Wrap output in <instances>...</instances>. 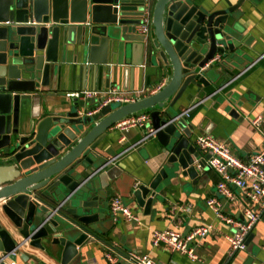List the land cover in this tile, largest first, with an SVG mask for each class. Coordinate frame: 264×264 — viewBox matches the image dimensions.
<instances>
[{
    "label": "water",
    "instance_id": "1",
    "mask_svg": "<svg viewBox=\"0 0 264 264\" xmlns=\"http://www.w3.org/2000/svg\"><path fill=\"white\" fill-rule=\"evenodd\" d=\"M244 2L155 0L151 32L144 38L137 32L144 0H0V264L26 261L17 252L26 241L41 250L45 241L59 246L61 264L79 261L84 244L103 241L98 233L108 219L106 187L122 171L112 164L116 153L109 150L112 158H106L100 145L125 116L149 112L146 127L154 134L146 141L153 139L156 156L163 158L150 183L133 191L144 213L162 180L200 179L209 154L194 145L190 117L215 82L210 71L218 68L220 74L235 50ZM133 45L150 55L152 65L159 61L172 72L160 90L130 103L106 104L91 115L86 103L101 99L73 100L60 114L40 113L38 89L49 86L62 62L75 57L98 69L113 62L98 60L99 52L113 53L114 60ZM194 99L186 109L174 108ZM3 218L21 241L11 238Z\"/></svg>",
    "mask_w": 264,
    "mask_h": 264
},
{
    "label": "crops",
    "instance_id": "2",
    "mask_svg": "<svg viewBox=\"0 0 264 264\" xmlns=\"http://www.w3.org/2000/svg\"><path fill=\"white\" fill-rule=\"evenodd\" d=\"M152 6L155 0H152ZM235 35V50L228 54L219 74L216 68L211 70L210 80H215L206 89L205 103L197 107L190 117L195 129L192 141L200 134H210L224 142L240 159L247 160L262 146L264 130V0H245L240 7ZM111 53V52H110ZM99 59L106 57V64H85L75 57L62 62L58 74H50L49 86L38 89L41 94L40 113L60 114L67 111L77 100L68 94L81 90H104L116 86L123 91L145 89L148 95L151 89L163 81L166 85L172 72L158 61L151 64L150 55L139 45L108 56L98 53ZM158 60V57H156ZM53 85V87H52ZM196 100H180L175 104L177 111L193 105ZM97 104L86 103V112ZM234 111V114H233ZM260 117V129L251 121ZM28 123H26L27 125ZM100 147L106 158L112 157L107 151H114L112 164L122 173L109 181L106 187V199L103 203L104 215L108 218L100 225L101 240H93L80 248L79 261L67 264H106L104 252L111 251L123 256L130 251L147 253L154 264H264V214L255 224L246 249L238 251L228 259L229 242L226 235L233 228L216 218L206 206L209 196H216L222 211L231 217L242 219L245 197L237 188H233L234 198L227 200L216 189L219 176L211 169L199 171L201 177L195 183L187 176L162 180L156 190L149 213H144L133 196L140 185H148L163 165V158L156 156L153 139L138 143L145 129L130 128L121 133L115 125L108 131ZM123 135V139L121 136ZM201 152V151H200ZM201 154H205L202 153ZM203 172V173H202ZM119 196L139 217V222L128 221L119 216L113 219L110 200ZM222 199V200H221ZM189 210L186 211V208ZM2 213L0 212V219ZM106 221V222H105ZM2 223L9 230L11 238L19 242L21 236L5 218ZM211 225L207 236L195 245L200 261H192L184 254L170 252L162 246L153 247L150 243L154 230L173 228L175 225L185 234L199 225ZM45 250L29 245L28 241L17 250L25 253L27 260L18 259L16 264H61L60 247L44 242ZM10 260L6 263L10 264ZM120 264H124L120 261Z\"/></svg>",
    "mask_w": 264,
    "mask_h": 264
},
{
    "label": "built area",
    "instance_id": "3",
    "mask_svg": "<svg viewBox=\"0 0 264 264\" xmlns=\"http://www.w3.org/2000/svg\"><path fill=\"white\" fill-rule=\"evenodd\" d=\"M151 1L144 0L143 14L140 24L137 26V32L144 35V38H147L151 32ZM163 86L164 82L161 81L155 89H151L148 95L157 92ZM144 94V88L128 92L119 87L110 86L104 90H81L71 92L68 95L84 101L101 99L97 107L87 111V114L91 115L106 104L130 103L148 96H144ZM260 121V117L251 121L256 130L260 129ZM149 122V112L140 111L121 118L114 125L121 133L130 128L145 129L144 134L137 142L138 144L146 142L149 137L153 136L154 130L146 127ZM262 137L263 142L260 150L252 154L247 160L240 159L224 142L208 133L198 135L193 141L202 153L209 154L206 166L219 176L216 184L218 194L227 200H232L234 198L233 188H237L246 199V203L243 205L242 219L226 215L222 211V204L216 196H209L205 200L206 206L213 211L216 218L233 228L232 232L226 235L229 242L228 259L238 251L246 249L248 235L264 214V130H262ZM121 139H123V135ZM0 202H4V200ZM109 209L115 220L122 216L128 221L139 222L138 215L128 205L124 204L119 196L110 200ZM187 210L189 207L186 208ZM211 228V225H199L185 234L181 233L176 225L173 228L154 230L151 233L150 243L153 247L162 246L170 252L184 254L192 261H200L199 255L195 252V245H198L207 236ZM104 259L106 264H120V261L124 264H154L153 258L147 253L135 251H130L123 256L106 251L104 252ZM10 264L16 263L10 262Z\"/></svg>",
    "mask_w": 264,
    "mask_h": 264
},
{
    "label": "rangeland",
    "instance_id": "4",
    "mask_svg": "<svg viewBox=\"0 0 264 264\" xmlns=\"http://www.w3.org/2000/svg\"><path fill=\"white\" fill-rule=\"evenodd\" d=\"M115 105H118V104L116 103ZM123 200H125V199H123ZM221 200H222V199H221ZM125 202H126V200H125Z\"/></svg>",
    "mask_w": 264,
    "mask_h": 264
}]
</instances>
